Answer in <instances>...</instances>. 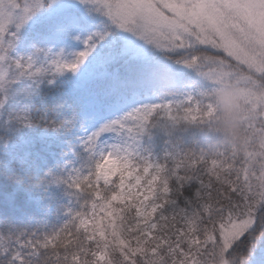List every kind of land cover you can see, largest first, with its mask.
<instances>
[{"label":"snow or ice","instance_id":"1","mask_svg":"<svg viewBox=\"0 0 264 264\" xmlns=\"http://www.w3.org/2000/svg\"><path fill=\"white\" fill-rule=\"evenodd\" d=\"M227 85L239 143L216 127ZM75 140L81 165L53 175ZM0 143L31 201L64 185L78 205L0 235V264H264V0H0Z\"/></svg>","mask_w":264,"mask_h":264},{"label":"trees","instance_id":"2","mask_svg":"<svg viewBox=\"0 0 264 264\" xmlns=\"http://www.w3.org/2000/svg\"><path fill=\"white\" fill-rule=\"evenodd\" d=\"M210 54V53H209ZM60 99H66L69 103H73L74 97L61 96ZM43 127L23 128L20 133L13 138L12 143L19 144L22 139L38 137L41 133L45 132ZM208 138H213L212 133H208ZM164 139L155 134L153 130L154 141V155L160 157L166 147ZM147 142V138H146ZM187 148L191 147H204L207 148V143L203 140L198 145H194L188 141L184 145ZM60 153L58 158V167L53 165L51 173L59 175L63 173L65 168L79 167L82 163L75 155L79 153L82 155L81 149L71 144L62 145L61 149H57ZM7 159L4 153L3 144L0 143V235L4 236H20L21 239L30 237L33 233L42 237L44 235H51L59 230L60 227L70 218L68 208L72 207L78 209L75 204V199L67 195L66 186H53L59 196V199H53L51 202L45 200L39 204L31 201L26 186H20L16 183L15 176L7 172L4 167V161ZM14 163V162H13ZM53 164L50 161V165ZM49 169H45L47 172ZM197 185L193 183L185 189V195L191 196ZM70 200L72 203L70 204ZM27 251V250H24ZM43 255V254H42ZM5 257L0 255V261Z\"/></svg>","mask_w":264,"mask_h":264},{"label":"clouds","instance_id":"3","mask_svg":"<svg viewBox=\"0 0 264 264\" xmlns=\"http://www.w3.org/2000/svg\"><path fill=\"white\" fill-rule=\"evenodd\" d=\"M222 110L216 127L225 142L239 143L243 137L242 123L246 115V105L234 85H227L219 97Z\"/></svg>","mask_w":264,"mask_h":264},{"label":"rangeland","instance_id":"4","mask_svg":"<svg viewBox=\"0 0 264 264\" xmlns=\"http://www.w3.org/2000/svg\"><path fill=\"white\" fill-rule=\"evenodd\" d=\"M210 54H211V52H210ZM63 78H65V77H62V79ZM72 144H75L74 145V148L77 147V148L80 149V144H79V141L78 140L73 141ZM82 155H86V154L82 152ZM81 157H83V156H81Z\"/></svg>","mask_w":264,"mask_h":264}]
</instances>
